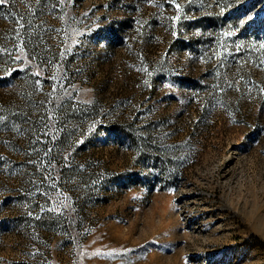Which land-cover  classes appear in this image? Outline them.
I'll use <instances>...</instances> for the list:
<instances>
[{
	"label": "rangeland",
	"instance_id": "1",
	"mask_svg": "<svg viewBox=\"0 0 264 264\" xmlns=\"http://www.w3.org/2000/svg\"><path fill=\"white\" fill-rule=\"evenodd\" d=\"M175 3L0 6V264H264V0Z\"/></svg>",
	"mask_w": 264,
	"mask_h": 264
},
{
	"label": "trees",
	"instance_id": "2",
	"mask_svg": "<svg viewBox=\"0 0 264 264\" xmlns=\"http://www.w3.org/2000/svg\"><path fill=\"white\" fill-rule=\"evenodd\" d=\"M5 63H6L5 62V57L0 54V68ZM22 108L24 109L25 114H27L29 117L34 118V116L36 115V110H33L32 108H30L29 105L28 106L24 105ZM0 110H2L3 112L7 113L8 115H10V114L15 112L12 109H10L9 106H3V107L0 108ZM12 125H16V126H19L21 128L23 127L26 130H28V131L31 130V128H30L31 124L26 121V119H25V117L23 115H20L18 113H16V115H15L13 121H12Z\"/></svg>",
	"mask_w": 264,
	"mask_h": 264
},
{
	"label": "snow or ice",
	"instance_id": "3",
	"mask_svg": "<svg viewBox=\"0 0 264 264\" xmlns=\"http://www.w3.org/2000/svg\"><path fill=\"white\" fill-rule=\"evenodd\" d=\"M170 2L173 3V4H175V7H176L177 9L180 8V5H179L178 3H175V0H170ZM7 3H8V0H0V6H3V5H5V4H7ZM173 19L178 20V19H180V17L177 16V17H174ZM261 47H264V45H262ZM2 120H3V117H0V122H2Z\"/></svg>",
	"mask_w": 264,
	"mask_h": 264
}]
</instances>
